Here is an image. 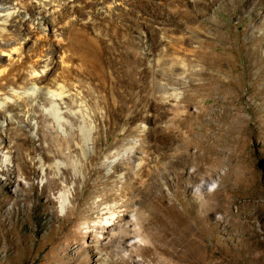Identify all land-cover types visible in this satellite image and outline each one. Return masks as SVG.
<instances>
[{
	"label": "rangeland",
	"instance_id": "374dc122",
	"mask_svg": "<svg viewBox=\"0 0 264 264\" xmlns=\"http://www.w3.org/2000/svg\"><path fill=\"white\" fill-rule=\"evenodd\" d=\"M0 4V94L48 64L93 128L0 109V264H264V0Z\"/></svg>",
	"mask_w": 264,
	"mask_h": 264
},
{
	"label": "bare ground",
	"instance_id": "6f19581e",
	"mask_svg": "<svg viewBox=\"0 0 264 264\" xmlns=\"http://www.w3.org/2000/svg\"><path fill=\"white\" fill-rule=\"evenodd\" d=\"M0 1H4V0H0ZM26 1L34 4L33 6H30L29 9L31 12H34V13L35 11L37 12L36 14L40 16L38 19L46 18L50 13L55 11V8L61 7L63 6V4L67 3V0H63V2H61L60 0L58 1L57 0H26ZM55 1H57V3H55ZM81 8L83 9L82 5H81ZM0 11H3V12L5 11V14H3L4 21H9L10 16L19 14V10H16L15 6L13 7V12H10L9 8H6V6L0 4ZM55 33L58 36H61L63 34V30L60 27H58L55 30ZM16 52H17V47L9 51L8 54L12 55V54H15ZM9 55L7 56L9 57ZM10 57L13 58L12 56ZM16 61H18V59ZM55 62L57 63V59L55 60ZM23 67H25V65ZM51 68L52 66H49L48 64L38 69L34 68L30 70V73H28V76L23 80L22 85H19L17 87L12 86L9 89H5L6 91L0 94L1 95L0 96V109L6 108V107L7 108L13 107V109L14 108L15 110L17 109L18 112L22 111L26 113L27 111L29 112V107L27 106L26 108L22 106L21 101L22 100L29 101V102L35 101L37 103L36 106L42 111V115L45 116L46 120L47 118L51 120L50 125L52 126V128H54L57 131L72 132L74 129V126L71 120H74V121L76 120L82 123L83 125L79 126L78 129H80L79 132L81 136L80 137L81 143L83 145L84 150L87 153L90 150L88 144L91 140V134H92L93 128L87 125L88 121L85 118L86 116L84 117V115L81 114L80 107L75 108L74 104L70 103V101H72L71 94L67 92L63 87L56 85V84L54 85L53 83L47 80L46 74ZM8 74L9 73H6L4 70L3 71L0 70V80L6 79ZM0 86H1V81H0ZM13 118H14L13 115L11 114L8 115L9 121L13 120ZM62 165H63L62 162L56 161L54 164V168L57 170H60ZM49 182L54 185L57 184V180L54 178L49 180ZM65 193L61 194L60 196L62 198V201H61L62 203L64 202L66 198Z\"/></svg>",
	"mask_w": 264,
	"mask_h": 264
}]
</instances>
